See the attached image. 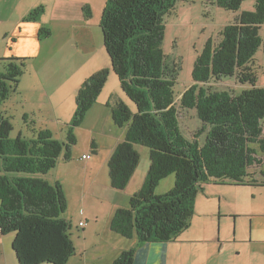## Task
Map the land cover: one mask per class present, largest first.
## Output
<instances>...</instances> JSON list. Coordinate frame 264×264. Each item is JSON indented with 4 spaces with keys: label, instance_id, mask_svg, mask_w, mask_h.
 Returning <instances> with one entry per match:
<instances>
[{
    "label": "trees",
    "instance_id": "1",
    "mask_svg": "<svg viewBox=\"0 0 264 264\" xmlns=\"http://www.w3.org/2000/svg\"><path fill=\"white\" fill-rule=\"evenodd\" d=\"M178 0H107L100 18L103 46L110 68L124 95L136 111L122 102L108 101L115 126L125 127L122 142L110 154L107 167L110 187L122 191L139 163L135 146L149 150V167L139 190L127 208L116 209L110 230L137 245L168 243L189 228L197 196L207 184L264 187L251 173L264 155V88L257 87L251 66L261 49L264 53V0H255L253 11H242L234 23L220 32L215 45L209 39L196 58L191 86L181 95L182 109H193L201 128L192 141L180 132L173 91L175 68L166 65L162 43L164 17ZM247 0H213L226 11L238 12ZM89 19L88 6L82 8ZM43 7L23 19L37 21ZM38 40L50 36L41 27ZM23 58H0V104L8 100L25 74ZM101 69L89 76L75 95V111L65 138L58 142L50 130H31L32 140L21 136L9 142L12 130L8 117L0 112V236L14 234L11 244L18 264H67L75 254L69 235L71 224L62 214L67 200L62 186L44 180L59 158H71L76 144L74 130L101 93L108 76ZM233 77L250 88L238 94L214 91L212 81ZM207 131L205 141L198 138ZM95 151V143H91ZM174 175L173 187L155 194L160 182ZM259 176H264L260 171ZM259 179V180H258ZM134 249L126 250L111 264H133Z\"/></svg>",
    "mask_w": 264,
    "mask_h": 264
},
{
    "label": "rangeland",
    "instance_id": "2",
    "mask_svg": "<svg viewBox=\"0 0 264 264\" xmlns=\"http://www.w3.org/2000/svg\"><path fill=\"white\" fill-rule=\"evenodd\" d=\"M11 2L13 1L9 0L10 4H12ZM22 2L24 3L23 5L27 7L28 14L35 8L41 6L43 7L44 12L40 14L37 21H26L28 23H41L39 29L44 27L50 31V36L43 40H47L44 42V44L47 45V48L40 58V61H43L46 57V53L57 50L58 45L62 43L60 42L62 41V37L59 34L61 32L67 33L69 26L61 21L57 22L59 19H56V21L51 20L49 10L51 6L48 5L49 0H22ZM13 3L15 4V2ZM254 3L255 0H247L243 2L238 12H231L217 7L213 3V0H178L173 10L164 17L165 33L162 50L165 55L167 67L169 69L175 68V83L173 91L175 95V106L178 109V124L181 134L189 141L194 139V134L201 128L202 123L197 119L195 110L180 108L179 101L181 95L192 84L191 73L195 60L201 54L207 40L211 39L216 45L220 41V32L222 29L225 26L234 23L240 12L253 11ZM4 6L5 1L0 0V15H2V18H4V20L6 18H14L15 12L10 15L11 12L9 13ZM52 46L54 48H51ZM64 53L65 50H62L58 55V58ZM94 57V60L104 59L105 61H108L110 68L109 59L103 49H101V53L97 51ZM26 61L28 62L29 60ZM3 66L4 62L0 61V69H3ZM251 68L258 78L257 87L264 88V53L261 49L254 56V62ZM26 70L27 69H25V71ZM208 86H210L214 91H225L232 95H236L242 90L250 88L247 84H239L233 77H225L216 82L212 81ZM23 87L24 86H20L19 89L17 87L16 94H13L8 100L0 104V112L9 118L12 126V130L8 136V141H14L19 135L22 139L32 140L34 138V133L31 130L47 129L50 130L55 140L60 143L65 142L68 124L70 123L75 111V99L73 98V114L69 117V119L68 116L65 115V109L60 112H56L54 117L46 99V102L43 104L26 106V110L24 112L22 100L18 94V90L21 91ZM119 95L124 99L131 111L135 112L136 108L134 104L121 91L119 81L110 68L106 83L93 106L98 103L101 97L103 100H105V97H107L106 99L109 98L108 101L113 104L114 102L120 100ZM90 109L87 111L82 123L74 130L76 144L71 150L70 160L64 161L63 155H61L55 168L52 169L50 171L51 173L46 177V179L50 182L56 181L59 184L62 182L60 185L63 186L62 190L68 204L67 209L62 214V217H64L71 224L69 235L74 243L75 254L68 260L67 264H93L94 262L95 264H105L102 255H99L100 260H97L98 251H100L101 245L94 246V243H100V240L96 241L93 234H87L88 236L82 237L81 229L77 228L75 225L80 218H82L81 220H84L83 222L86 223L87 216H94L97 214L99 215L100 220H98L97 224H94L91 219L89 227H103V224L101 223V217L103 215L101 211V204H104L107 201V198L102 192L95 193L93 189H89L88 184L86 186H82V172L87 171V167L89 165V167H91L94 163L97 171L102 168V171H106L108 176L107 161H104L105 156H102V151L112 144L109 149L111 150L117 143L116 140H113L114 143H109L110 137L112 136L110 128L113 127L109 123V121L113 123L111 114L109 113L110 110L101 106L93 107L92 110ZM108 117H110V120H108ZM262 125L264 127V121ZM116 129H119V131L123 130V128L119 127ZM206 134L207 131L203 132L198 138L200 145L204 143ZM92 141L99 145L98 157L97 153L94 154L91 150L90 143ZM135 149L140 157L138 166L136 167L137 171L140 173L146 168V165L149 164V150L143 146H135ZM83 154H89L90 159L82 160L81 156ZM256 158L260 160L261 164L252 166L249 172L256 173V177L264 182V176H259L260 171H264V155L262 156L258 153ZM107 176L106 179L110 183ZM54 182H52V184ZM98 184H102L100 179ZM173 184L174 175L172 174L160 182L156 189V194L162 195L166 193L173 187ZM205 188L207 189V195L211 199H215L213 200L215 203L218 201L217 198L212 197L215 195V191L221 193L222 201H228V203H222L221 205V212L223 214H239L236 220L238 239L235 241L236 244L231 241L232 239H230V244H227L226 247L233 249V245H237L240 248L247 247L249 245L248 243L244 244V241L240 240V238L244 239L252 232L250 221H252L254 228V237L264 234V229L262 227L264 225V217H260V214L264 211V189L215 186H206ZM195 202V211L208 210L202 197H200L199 200L196 199ZM126 206L128 207V205ZM80 213H82L83 217ZM243 214H246V216ZM250 214L254 216V218H251ZM222 222V233L227 227L231 228V224L233 226L231 219H224ZM13 236L14 234H10L0 236V238H4V244H6V241L8 240L7 237L11 238ZM7 245L10 246L11 249V244L7 243ZM249 249H258L264 254V244L259 241H255L251 244ZM244 251H236V254H239L240 256V259H242V257L246 259V252ZM252 252H254V250H252ZM258 260L260 264H264V258H259Z\"/></svg>",
    "mask_w": 264,
    "mask_h": 264
},
{
    "label": "crops",
    "instance_id": "3",
    "mask_svg": "<svg viewBox=\"0 0 264 264\" xmlns=\"http://www.w3.org/2000/svg\"><path fill=\"white\" fill-rule=\"evenodd\" d=\"M4 1V7L9 13L11 12L10 15L15 12V17L4 20L2 15H0V57L29 60L28 62L26 61L27 70L18 82V89L20 86H24L21 91L18 90V94L22 100L23 111L25 112L26 106H35L48 101L50 111L53 112L54 117L56 112L65 109V115L69 119L74 110L73 98L75 99L76 92L85 79L101 69L110 70L108 61L104 59L94 60L97 51L100 53L101 49L105 51L99 22L107 0H49L48 5L51 6L49 9L51 20L56 21V19H59L57 22L61 21L67 24L69 29L67 33L60 31L62 33L59 34L62 37V41L60 42L62 43L58 45L56 51L46 53L43 61H40V58L47 48V45L44 44L47 40H38L37 32L41 23H28L23 21L28 14V10L23 5L22 0H11L15 4L13 2L10 4L9 0ZM83 6H88L91 11V17L89 19L84 17L82 11ZM51 48L54 47L52 46ZM62 50H65V53L58 58ZM106 98L103 100L101 97L93 107L101 106L107 108L106 103L109 98ZM119 99L126 103L121 96ZM109 113L111 114V111ZM109 118L108 120H110ZM109 123L113 126L110 128L112 136L110 137L109 143L116 140V146L124 139V127L122 131H119V129H116L117 126L113 125L111 121ZM111 145L102 151V156H105L104 161H108L110 154L115 148L113 146L109 150ZM95 151L98 157L99 145L96 143ZM148 165L140 173L136 169L128 185L122 191L113 190L106 179V171H102V168L97 171L94 163L91 167L87 165V171L82 172V186L88 184L89 189H93L95 193L102 192L107 198V201L101 204L103 214L101 217L102 228L89 227L91 219L94 224H97L98 220H100L97 214L87 216L86 223L80 218L75 224L77 228L81 229L82 237L88 236L87 234H93L96 241L100 240V243H94V246L101 245L100 251H98V261L100 260L99 255H102L105 264H111L121 252L134 249L133 264H260L258 259H263L264 254L258 249L249 248L255 241L264 244V234H257L260 236L254 237V228L252 221H250L252 232L246 238H240V240L244 241V244L248 243L249 245L242 248L233 245V249L226 247L227 244H230V239H232L231 241L233 243L238 239L236 220L239 214H223L221 212V205L222 203H228V201H222L221 193L215 191V195L212 196L218 199L215 203L213 201L215 199H211L207 195V189L205 188L206 186L241 188V186L205 185L203 192L196 199L199 200L202 197L208 210L195 211L196 206H194V216L191 219L189 228L171 242L137 245L135 238L125 239L113 233L109 228V221L114 211L120 208H127L126 205H128L130 197L139 190L144 182L149 167ZM48 174L43 178L52 184L54 181L50 182L46 179ZM99 179L102 181L101 185L98 184ZM257 188L264 189V187ZM243 215L246 216V214ZM250 217L254 218L251 214ZM260 217H264V211L260 214ZM224 219H231L233 226L231 224V228L227 227L222 233V221ZM82 222L84 225L80 227L79 224ZM262 227L264 229V225ZM7 238L8 240L6 242L12 244L14 236ZM7 243L4 244V238H0V264H18L12 247L10 249ZM240 250H245L246 259L244 257L240 259L239 254H236V251Z\"/></svg>",
    "mask_w": 264,
    "mask_h": 264
},
{
    "label": "built area",
    "instance_id": "4",
    "mask_svg": "<svg viewBox=\"0 0 264 264\" xmlns=\"http://www.w3.org/2000/svg\"><path fill=\"white\" fill-rule=\"evenodd\" d=\"M82 160H89L90 159V155L89 154H87V155H82ZM80 225V227H82L84 224H83V222L82 223H80L79 224Z\"/></svg>",
    "mask_w": 264,
    "mask_h": 264
}]
</instances>
